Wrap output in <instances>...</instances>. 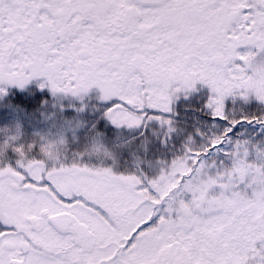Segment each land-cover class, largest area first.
<instances>
[{
	"label": "snow or ice",
	"instance_id": "1",
	"mask_svg": "<svg viewBox=\"0 0 264 264\" xmlns=\"http://www.w3.org/2000/svg\"><path fill=\"white\" fill-rule=\"evenodd\" d=\"M0 264H264V0H0Z\"/></svg>",
	"mask_w": 264,
	"mask_h": 264
}]
</instances>
